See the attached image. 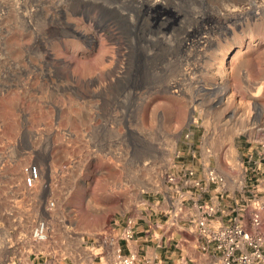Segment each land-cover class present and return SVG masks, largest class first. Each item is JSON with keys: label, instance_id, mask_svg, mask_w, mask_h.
<instances>
[{"label": "rangeland", "instance_id": "374dc122", "mask_svg": "<svg viewBox=\"0 0 264 264\" xmlns=\"http://www.w3.org/2000/svg\"><path fill=\"white\" fill-rule=\"evenodd\" d=\"M130 3L0 0V167H12L0 176H16L40 144L63 150L67 128L82 137L92 125L76 119L85 102L102 114L94 128H113L100 136L119 135V152L135 151L130 171L140 167L145 186L154 162L164 182L165 167L178 175L204 164L246 179L245 195H264V0ZM223 6L238 15L217 17Z\"/></svg>", "mask_w": 264, "mask_h": 264}, {"label": "crops", "instance_id": "0c3cea01", "mask_svg": "<svg viewBox=\"0 0 264 264\" xmlns=\"http://www.w3.org/2000/svg\"><path fill=\"white\" fill-rule=\"evenodd\" d=\"M82 105L84 110L75 117L85 121L92 115V109H87L85 102ZM113 115L119 116V112ZM84 128L89 129V136L76 135L61 142H68L63 150L55 145L53 151L46 147L40 155L43 164L51 166H44L43 181L47 185L44 188L40 185L38 192L28 191L23 167L14 177L0 176L5 180L4 184L0 183V264H107L119 250L135 256L136 264H221L218 256L201 248L195 224L200 216L199 206L212 205L219 209L209 220L212 226L226 224L235 208L251 202L252 195H245L246 179L219 172L225 178L222 189L207 183L198 189L185 182V173L194 170L186 166L177 172L178 183L170 184L156 174L154 162L150 167V184L145 186L140 167L130 171L135 151L119 152L124 139L119 135L100 136L99 127L87 124ZM106 128L113 130L110 126ZM79 146L84 147V153L79 152ZM54 154H64L66 160L73 157L76 163L57 168L59 163L53 160ZM11 168L0 167L7 174ZM170 170L171 167H165L161 176ZM194 172L195 178L202 179L205 165ZM99 186L100 190L96 191ZM51 198L57 201V207L49 212L46 205ZM77 198L88 206L91 224L84 223ZM259 198L264 203V195ZM97 203L103 204L101 209L89 207ZM249 206L248 225L255 204ZM103 215L106 220H99ZM42 219L51 226L50 240L34 242L31 229ZM128 220L134 223L132 240L122 234Z\"/></svg>", "mask_w": 264, "mask_h": 264}, {"label": "built area", "instance_id": "2783aa9c", "mask_svg": "<svg viewBox=\"0 0 264 264\" xmlns=\"http://www.w3.org/2000/svg\"><path fill=\"white\" fill-rule=\"evenodd\" d=\"M92 125L93 122L99 121L102 118L100 113H92L90 116ZM125 117V116H121ZM61 117L55 120L56 125L62 122ZM103 124V123H102ZM97 124L98 127H109L105 122ZM101 125V126H100ZM82 133L89 136V129L83 128ZM67 141L76 137L77 132L72 128H67L63 133ZM45 145L40 144L36 149L32 150L31 154L36 160H32L23 166L24 183L29 192H38L41 188L47 185L43 181L44 166H51L50 164H43L39 158L45 150ZM76 163L75 158L71 157L65 162L59 163L57 168H66ZM185 182L191 183L198 189H203V184L216 185L223 188L225 185V178L215 169L210 166H205L204 177L202 179L195 178L194 170H188L185 173ZM163 178L170 183H178L179 175L165 172ZM250 204H255L254 212L250 216V225L247 224L246 218L248 216V208ZM57 207V201L53 198L49 199L46 209L52 212ZM219 209L212 205H200V216L196 218L195 224L201 238V248L205 252H211L218 256L221 264H264V203H261L259 196H251L250 203H244L235 208L233 215L229 222L219 226H212L210 219L218 213ZM223 211V210H222ZM126 231L123 236L132 240L134 238L133 221H127ZM51 226L48 220H38L31 229L30 236L34 242H47L50 240ZM136 257L133 255H126L123 252L116 251L113 258L107 264H136Z\"/></svg>", "mask_w": 264, "mask_h": 264}, {"label": "bare ground", "instance_id": "6f19581e", "mask_svg": "<svg viewBox=\"0 0 264 264\" xmlns=\"http://www.w3.org/2000/svg\"><path fill=\"white\" fill-rule=\"evenodd\" d=\"M160 0H130V2L132 3L133 6L137 7V8H141V9H149L150 5L155 4V3H158ZM130 3V4H131ZM163 3V2H161ZM160 4V3H159ZM134 8V7H133ZM131 8V9H133ZM136 9V8H135ZM134 10V9H133ZM237 12H236V9H234V7H229V6H223L220 8V10L217 12V17L219 16L220 18H223V20H225L226 22L229 21L230 19H233L234 17H236ZM201 17V16H199ZM201 19V18H199ZM142 34V33H141ZM146 35V34H145ZM160 50V49H159ZM158 50V51H159ZM138 57H140L138 55ZM146 58V57H145ZM149 59V58H148ZM147 59V60H148ZM146 60V61H147ZM157 61H154V66L153 67H156L159 65L160 67V64H162L160 62V60H158V58H156ZM150 62V61H149ZM152 67V66H151ZM150 67V69H151ZM140 68H143L141 66V61H138L137 60V65H136V69H140ZM148 68V67H147ZM154 69V68H153ZM141 70H144V69H141ZM147 70V69H146Z\"/></svg>", "mask_w": 264, "mask_h": 264}]
</instances>
